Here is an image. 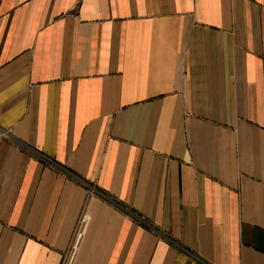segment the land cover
<instances>
[{
    "label": "crops",
    "instance_id": "0c3cea01",
    "mask_svg": "<svg viewBox=\"0 0 264 264\" xmlns=\"http://www.w3.org/2000/svg\"><path fill=\"white\" fill-rule=\"evenodd\" d=\"M0 264H264V0H0Z\"/></svg>",
    "mask_w": 264,
    "mask_h": 264
}]
</instances>
